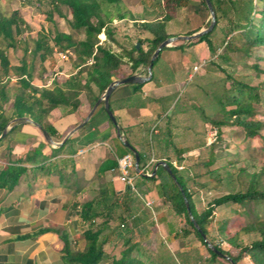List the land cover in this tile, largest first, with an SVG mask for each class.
<instances>
[{"label": "trees", "instance_id": "trees-1", "mask_svg": "<svg viewBox=\"0 0 264 264\" xmlns=\"http://www.w3.org/2000/svg\"><path fill=\"white\" fill-rule=\"evenodd\" d=\"M38 1L47 3L51 6V11L60 13V8L66 7L67 12L61 14L66 19L70 31H56L51 35L41 26L35 34H30L33 43L31 56H38L40 60L45 61L55 51L71 50L73 70L64 78H53V86L49 87L34 81L32 64L25 56H20L19 64L12 65L10 50L15 52L25 43L23 53L27 54L28 41L24 31L29 28V23L19 9L9 11L0 5V134L9 120L19 118L5 136L0 138V145L18 130L31 126L37 128L42 146H47L49 150L47 155L42 154L41 147L30 150L31 153L26 150L14 159L9 155L0 167V188L7 191L12 190L21 176L28 171L24 163L41 162L42 168L49 158L76 153L79 146L93 141L81 139L90 129L95 130L94 138L115 141L114 153L117 157L130 152L119 139L116 127L108 117L102 102L88 122L59 147L50 146L42 130H47L55 140L60 141L89 112L114 78L130 75L139 66L147 67L159 43L168 36L179 34L170 33L169 25L177 19L179 10L190 4V0H139L143 5V12L139 17L123 0ZM105 2L114 5L115 14H110L104 9ZM211 2L216 13L213 29L198 38L189 41L177 40L173 42L174 46L164 47L154 60L150 79L157 87L164 84L174 85V72L163 60L162 52L170 47L184 52L185 46L205 42L208 49L220 60H210L209 68H215L223 76L215 79L210 91L199 83L197 87L203 102L190 91L180 94L186 82L184 80L169 89L170 93L160 97H144V83L126 84L130 87V94L120 100L124 106L137 108L146 107L148 102L158 104L156 116L142 123L146 143L138 149L140 167L144 168L150 154L154 156L155 162L160 159L168 162L178 183L182 185L192 214L204 236L194 226L177 182L164 166L159 165L152 176H135V189L126 190V199L130 201L134 197L140 198L156 189L163 203L161 212L156 214V220L158 224L166 227L167 240L179 241L194 234L200 244L181 246L175 252L160 249V255L150 260L132 256L134 247L128 246L121 252V256L115 259L114 264H224L222 261L231 264L229 260L210 249L204 237L227 254L235 264H241L247 257L253 264H264V160L251 154L240 156L239 151L230 149L225 143L223 148L216 147V143L223 136L222 128L229 125L243 129L247 146L264 153V0ZM199 4L209 11L205 0H199ZM51 11L48 16H51ZM221 17L230 20V27L217 44L213 36ZM122 19L132 20L133 26L145 34L143 39H139L140 43L144 40L145 47H137L134 43L129 48L121 47L123 52L119 53L106 44L105 40L110 39L117 45L113 37V25ZM208 24L209 20L206 26ZM196 30L198 29L188 30L186 33ZM218 49L220 52L217 53ZM237 62L243 63L251 70L252 74L248 80L245 76L240 78L235 74L236 70L228 66ZM13 76L16 77V82L9 84ZM82 95L86 102H82ZM113 104L110 96L111 109L121 132H124V126ZM53 113L59 114L58 117L67 116L73 121L58 131L53 122L45 120L48 116L55 115ZM77 113L82 116L77 118ZM24 117H30L41 125V128L23 121ZM209 124L216 131V138L207 144L206 131ZM124 134L126 135L125 132ZM126 137L128 138L127 135ZM223 149L234 157L218 156L217 151ZM192 151L196 153H190ZM174 159L178 165H183V168L173 165ZM221 159L224 162L218 163ZM64 165L55 167L53 172L60 180L69 181L74 192H78L82 173L77 171L74 165L70 173L64 172ZM116 167L115 156L103 160L97 166L95 179L99 180L101 185L98 187L96 200L81 204L79 214L83 219L92 217L95 203L107 206V200L111 201L116 197L115 191H109L104 180L105 174ZM152 170L153 166L151 172ZM203 176L208 178L201 181ZM207 185L216 189L225 188L227 192L213 198L199 211L196 208L194 193ZM223 204L237 205L239 209L233 212L238 214L240 219L215 220L213 213ZM118 221L125 224L124 217L118 218ZM136 222L137 220H132V225ZM82 237L87 244L85 250L68 251L67 261L71 264H96L107 256L100 230L95 231L90 227L82 233ZM221 242H226L230 247L224 248Z\"/></svg>", "mask_w": 264, "mask_h": 264}, {"label": "crops", "instance_id": "crops-1", "mask_svg": "<svg viewBox=\"0 0 264 264\" xmlns=\"http://www.w3.org/2000/svg\"><path fill=\"white\" fill-rule=\"evenodd\" d=\"M174 51V48H166L162 52V58L174 72V85H178L184 80L177 79L178 71L184 72L185 68L177 66ZM174 85L157 87L153 81H146L143 96L160 97L170 93L169 89ZM129 94L130 87L122 84L113 90L111 98L124 132L138 150L146 143L142 123L153 119L159 106L152 102L140 108L122 105L120 100ZM76 116L81 117L78 113ZM62 120L65 122V119ZM48 121L57 122L59 117ZM33 128L28 126L18 130L11 144H20L19 133L22 132L25 144V136H33V141L26 149L28 152L41 147L42 154H49L48 147L42 146L41 139ZM94 133L95 130L90 129L81 136L84 141H93L84 144L76 153L49 158L42 168L41 162L24 163L28 171L21 176L18 184L10 191L0 188V264H71L67 261V252L85 250L87 244L82 233L90 227L102 232L107 252V256L96 264H114L115 259L128 246L134 247L132 256L150 260L160 255L161 244H165L163 239L167 237L166 227L156 220V214L162 208H154L156 206L153 203L151 206L147 205L148 201L155 202L158 198L156 189L129 201L125 193L131 188L119 179L115 170H111L105 174L104 180L108 184V190L115 191L116 197L111 201L107 200V206L95 203L90 219H83L79 214L81 204L95 199L98 194L101 183L95 179L97 166L107 158L117 157L114 153L115 141L94 138ZM137 134H141V138ZM26 150L3 152L0 161L3 164L9 155L14 159ZM63 164L64 172L70 173L74 165L82 173L78 192H74L69 181L60 180L53 172L55 167L60 168ZM120 217L125 218V224L118 221ZM132 220L137 222L132 225Z\"/></svg>", "mask_w": 264, "mask_h": 264}, {"label": "rangeland", "instance_id": "rangeland-1", "mask_svg": "<svg viewBox=\"0 0 264 264\" xmlns=\"http://www.w3.org/2000/svg\"><path fill=\"white\" fill-rule=\"evenodd\" d=\"M123 2L126 3L128 7L132 9L133 13L136 16L139 17L141 16L143 12V5L139 0H123ZM0 5L9 11L14 9H19L21 15L24 16V18L29 23V28L25 29L24 31V36L28 41L27 54L24 55L23 53L25 43H22L21 47L15 52L10 50L9 54L12 65L19 64L20 56L21 55L25 56L28 62L32 64L34 81L38 82L41 86H49V87L53 86L52 84L53 78L55 77L64 78L66 74H68L73 70L71 64L73 52L71 50H67V52H63L62 55H59L57 53L59 51H55L54 54L49 58H47L45 61L40 60L38 56L36 57L31 56V48L33 46V43L30 38V34H35V32L40 30L41 26L45 30H48V34L51 35H53L56 31H62V32L70 31L69 25L66 22L64 16L62 15L64 12L65 13L67 12L66 7L62 6L60 8L62 13L61 14L59 11H51V6H49L45 2L41 3L38 0H10V1L1 0ZM104 6H105L104 9L108 10L110 14H115L116 11L114 9V5L105 2ZM50 11L52 12L51 16H48V13ZM208 20H209V11H207L202 5L199 4V0H190V4L187 7L181 8L178 11L177 19L175 21H171L168 31L170 33H179V34L186 33L188 30H194V29L206 27V22ZM113 26H115L113 37L117 45L113 43V41H111L110 39L105 40V42L115 51L122 53L123 51L121 47L129 48L134 43L135 44L138 43L139 46H143V47L146 46L144 40L142 41V43L139 42V39L141 38L143 39L145 34L141 33L139 29L133 26L132 20L129 19L118 20L115 22ZM229 27H230V20L225 17H221L218 29L216 30L215 35L213 36V39L217 44L220 43L221 39L223 38L224 34L228 31ZM104 35H105L104 31H102V36ZM171 46H174V43ZM218 52H220V49H218L217 53ZM174 53L176 54L174 55V59H176L178 62L177 66L179 68L181 67L185 68L184 72L178 71V76H177L178 80L184 79V81H186L184 82V86L180 94H184V92L190 91L192 94L197 95L199 97L198 100L200 102H203V99L199 96L200 90L198 89L197 86L200 83L202 86H205L207 91H210L212 84H214L215 79L223 75L222 73L216 71L215 68L213 67L209 68L208 63L210 60H214L216 62H220V60H218L216 58V55H214V53L208 49L205 42H199L192 46H185L184 52L175 49ZM234 55L238 56L236 54ZM223 65L226 66L225 64ZM228 66L231 69L233 68L234 70H236L235 74H237L240 78L241 76L242 77L245 76V79L248 80L252 74L251 70L241 62L229 64ZM137 69L141 70L143 75H145L146 73L145 66H139ZM15 82H16V77L14 76L11 77L9 84H14ZM81 99L82 102H86L83 95L81 96ZM53 114L55 115L48 116L49 118L47 117L45 120L46 121L52 120L54 117L59 116V114L56 113ZM78 114L82 116L81 113ZM62 119H65L66 124H69L73 121V119H70L67 116L59 117V121L54 122V126L58 131H61L65 126V122ZM33 129H34V133L39 136V132L37 128L34 127ZM222 130H223L222 139L216 143V147L223 148V144L225 143L230 149L239 151L240 156L251 154L255 158L264 160V153L262 151L257 150L252 146H247V144L245 143V137H244L245 133L243 129L237 126L226 125L222 128ZM16 133H18V131L12 134L8 139L2 141V144L0 145V157H2L3 152H8L9 148H12V150H10L11 152L26 150L29 147L30 142L33 141V136L29 135V136H25L28 145L23 143L22 136L24 135L21 132L19 133L20 144L12 145L11 141L17 135ZM215 133L216 131L212 129V125L209 124L208 129L206 131L207 144H209L208 142L210 141V139L213 138V134ZM200 135L202 136V134ZM136 136L141 138L142 135L137 134ZM82 146H79V148H81ZM190 153L194 154L196 153V151H192ZM217 155L218 156L227 155L229 157H234L231 153H229L227 150L224 149L218 150ZM150 157L151 154L149 156V159ZM223 162L224 161L221 159L220 162L218 163H223ZM1 164L2 162L0 161V166ZM215 166L216 164L213 165V168H215ZM115 175L117 174L115 173ZM207 178L208 177L203 176L201 178V181H205ZM225 192H227V189L225 188L216 189L208 185L200 188L197 191V193H194V200L197 210L199 211L203 210L207 206L208 202H210L213 198ZM156 193L158 194L157 195L158 198L155 200V202L153 201H149V202L151 204L152 203L155 204L156 207L154 208H157L158 206L163 208V203L162 200L159 198V193L157 190ZM237 208L239 209V207L235 204H223L215 209L213 213L214 219L222 220L229 218L231 221L239 220L240 217L238 216V214L233 212ZM182 224L183 222L180 225ZM215 232L216 231L214 230L213 231L214 235ZM163 241L165 242V244L164 243L161 244L162 247L161 249L170 250V252H175L177 248L181 246L188 245L189 247V246H198L200 244V242L196 239L194 234H190L188 237L182 238L179 241H173L174 243L172 242V244L167 240L166 236L165 239H163ZM221 243L222 246L226 248L230 247L226 242H221ZM222 262L224 264H228L227 262L224 261ZM241 264H253V263L247 257L243 259V262Z\"/></svg>", "mask_w": 264, "mask_h": 264}, {"label": "water", "instance_id": "water-1", "mask_svg": "<svg viewBox=\"0 0 264 264\" xmlns=\"http://www.w3.org/2000/svg\"><path fill=\"white\" fill-rule=\"evenodd\" d=\"M206 1V5L207 8L209 10V24L206 27H202L199 28L198 30L192 32V33H180V34H176V35H171L166 37L163 41H161L159 43V45L156 47V49L154 50L151 58H150V62L148 64V66L146 67V74L143 75L141 73V70L136 69L132 74L127 75V76H123V77H116L114 78L105 88L104 92L102 93L101 96L98 97V99L95 101V103L92 105V107L90 108L89 112L82 118V120L77 123L74 127H72L65 135L64 137L60 140L57 141L53 138V136L45 129L42 130L45 140L46 142L52 146V147H59L61 146L70 136H72L75 132H77L85 123L88 122V120L91 118L92 114L94 113V111L96 110V108L98 107V105L102 102L106 113L108 115V117L110 118V120L112 121V123L115 125L119 139L121 140V142L126 146V148L134 155L135 158V170L137 172H139L140 174L143 175H147L146 173H143L141 171V167H140V155H139V151L130 143V141L128 140V138L126 137V135L121 132L120 130V125L117 122L116 116L114 114V112L111 109L110 106V96L113 92V90L122 84H130V83H144L146 81H149L152 77V67H153V63L154 60L156 59V57L160 54V51L167 46H171L173 44V42L177 41V40H184V41H189L195 38H198L208 32H210L213 27L215 26L216 23V13L214 11L213 5L211 0H205ZM136 46L138 47L139 44L136 43ZM23 121H27L30 122L32 124H35L38 128H41V125H39L38 123H36L35 121H33L30 117H24L22 119ZM19 121V118H12L11 120L8 121L6 127L3 129L2 133L0 134V138H2L3 136H5V134L12 128V125H14L16 122ZM161 165L164 166L167 171L171 174L172 178L174 179L175 182H177L179 188L181 189V192L184 196V200L187 206V210L189 213V216L191 218V220L193 221L194 226L196 227V229L201 232L202 236H204L202 229L200 228V226L198 225V223L196 222L192 211L189 207V203H188V199L185 196V193L182 189V185L180 183H178L175 174L172 172L171 167L169 166L168 162L165 159H160L157 160L154 164L153 170L152 172L147 175V176H152L155 172L157 167ZM204 240L207 243V246L212 249L214 252H216L217 254L222 255L224 258H226L227 260H229L231 262V264H235L234 261H232V259L227 255L224 254L220 249H218L213 243H211L206 237H204Z\"/></svg>", "mask_w": 264, "mask_h": 264}, {"label": "built area", "instance_id": "built-area-1", "mask_svg": "<svg viewBox=\"0 0 264 264\" xmlns=\"http://www.w3.org/2000/svg\"><path fill=\"white\" fill-rule=\"evenodd\" d=\"M63 52H67V50L66 51H59L57 53L59 55H62ZM215 138H216V133L213 134L212 139L209 138L210 141L208 143L210 144L211 142H213L215 140ZM116 159H117V167L114 170L117 172L119 179L123 183L128 185L130 188L135 189L134 179H135V176L137 174H140V173L135 170L134 155L131 152H129V153L123 154L122 156L116 157ZM154 162H155V158L153 155H151L150 159L147 161L144 168H141V171L143 173H146L147 175H149L151 173L152 166L154 167ZM173 165H175L178 168H183V165H178L176 160L173 161ZM147 205L151 206V203L148 201ZM224 248H226V247H224ZM226 249H228V248H226Z\"/></svg>", "mask_w": 264, "mask_h": 264}]
</instances>
